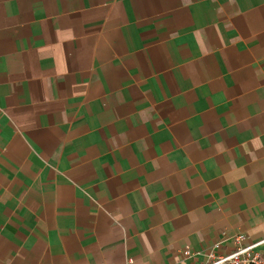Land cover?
Wrapping results in <instances>:
<instances>
[{"label":"crops","instance_id":"1","mask_svg":"<svg viewBox=\"0 0 264 264\" xmlns=\"http://www.w3.org/2000/svg\"><path fill=\"white\" fill-rule=\"evenodd\" d=\"M236 233L264 255V0H0V264Z\"/></svg>","mask_w":264,"mask_h":264},{"label":"built area","instance_id":"2","mask_svg":"<svg viewBox=\"0 0 264 264\" xmlns=\"http://www.w3.org/2000/svg\"><path fill=\"white\" fill-rule=\"evenodd\" d=\"M234 250L230 253H221L223 246L217 242L206 252V261L200 264H264V255L256 250L261 242H250L244 233H236L232 236ZM188 257L193 256L190 248L184 251Z\"/></svg>","mask_w":264,"mask_h":264}]
</instances>
